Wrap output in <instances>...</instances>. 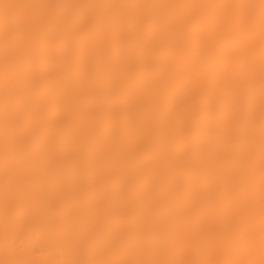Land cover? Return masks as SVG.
Returning a JSON list of instances; mask_svg holds the SVG:
<instances>
[{"label":"bare ground","instance_id":"obj_1","mask_svg":"<svg viewBox=\"0 0 264 264\" xmlns=\"http://www.w3.org/2000/svg\"><path fill=\"white\" fill-rule=\"evenodd\" d=\"M0 264H264V0H0Z\"/></svg>","mask_w":264,"mask_h":264}]
</instances>
